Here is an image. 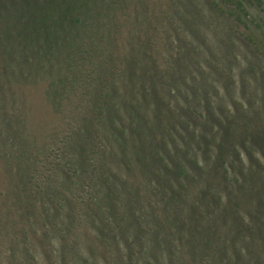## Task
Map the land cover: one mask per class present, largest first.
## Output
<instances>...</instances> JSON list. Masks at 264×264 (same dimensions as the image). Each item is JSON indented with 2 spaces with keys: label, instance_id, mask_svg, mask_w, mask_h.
Segmentation results:
<instances>
[{
  "label": "rangeland",
  "instance_id": "374dc122",
  "mask_svg": "<svg viewBox=\"0 0 264 264\" xmlns=\"http://www.w3.org/2000/svg\"><path fill=\"white\" fill-rule=\"evenodd\" d=\"M230 9L0 0V264H264V0Z\"/></svg>",
  "mask_w": 264,
  "mask_h": 264
},
{
  "label": "trees",
  "instance_id": "16d2710c",
  "mask_svg": "<svg viewBox=\"0 0 264 264\" xmlns=\"http://www.w3.org/2000/svg\"><path fill=\"white\" fill-rule=\"evenodd\" d=\"M224 2H226V4L231 8L230 9V15H232L233 17H236L235 20L236 21H240L239 19L241 18L240 15L241 14H249L248 12V8H255L261 4V0H224ZM82 5V4H81ZM93 12V11H92ZM236 15V16H234ZM257 15V14H256ZM73 18L74 22L77 23H82V19H79L77 16H71ZM259 18V17H258ZM261 19V18H259ZM253 22V21H252ZM98 23H100V21H98ZM78 25V24H77ZM79 28H81L79 26ZM79 28H75V29H79ZM103 33L97 34L96 36H101ZM254 34V33H253ZM260 145H259V149L264 150V138L260 137Z\"/></svg>",
  "mask_w": 264,
  "mask_h": 264
}]
</instances>
